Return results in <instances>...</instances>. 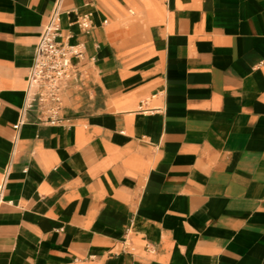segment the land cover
Masks as SVG:
<instances>
[{
  "label": "crops",
  "instance_id": "crops-1",
  "mask_svg": "<svg viewBox=\"0 0 264 264\" xmlns=\"http://www.w3.org/2000/svg\"><path fill=\"white\" fill-rule=\"evenodd\" d=\"M56 1L0 0V264H264V0H64V122L14 131Z\"/></svg>",
  "mask_w": 264,
  "mask_h": 264
},
{
  "label": "built area",
  "instance_id": "built-area-1",
  "mask_svg": "<svg viewBox=\"0 0 264 264\" xmlns=\"http://www.w3.org/2000/svg\"><path fill=\"white\" fill-rule=\"evenodd\" d=\"M74 16L70 25H76L84 33L92 27L90 14L78 15L75 10H65L64 0H57L50 21L39 36L33 59L27 75L25 102L20 109L17 121L12 125L14 131L26 123L29 111H35L40 125L55 127L64 121L61 118L62 93L71 81L76 80V62L84 59L81 44L71 45L69 35H63L61 26L63 16ZM7 173L0 183V205L4 200Z\"/></svg>",
  "mask_w": 264,
  "mask_h": 264
}]
</instances>
